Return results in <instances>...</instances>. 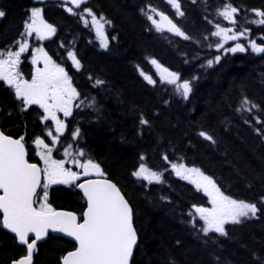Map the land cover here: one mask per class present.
<instances>
[{
    "label": "trees",
    "instance_id": "obj_1",
    "mask_svg": "<svg viewBox=\"0 0 264 264\" xmlns=\"http://www.w3.org/2000/svg\"><path fill=\"white\" fill-rule=\"evenodd\" d=\"M177 3L183 15L173 19L184 36L158 31L148 19L152 9L170 10L167 0H87L81 9L110 22L105 48L83 26L80 15L62 12L58 0H0V10L6 13L0 18V47L33 7L42 8L45 19L56 26L44 47L52 61L70 73L80 102L63 121L66 127L59 138L99 164L129 201L138 234L131 264H264V53L251 49V42L264 46V24L256 22L264 0ZM226 4L238 9L234 25L245 32L247 49L223 54L209 66L219 55L212 31L223 19L219 12ZM70 51L81 64L78 70L69 66ZM152 60L178 73V84L190 81L187 99L177 85L162 80ZM97 80L103 83L97 85ZM20 110L0 83L1 127L12 134L25 128L29 138L39 124L33 120V108ZM76 129L79 137H73ZM178 163L199 168L226 196L255 203L257 216L225 224L227 235L205 234L191 211L209 207V197L176 175L171 165ZM141 164L162 174L161 180L133 175ZM71 193L54 188L52 203L74 209ZM71 246L69 240L50 235L39 245L34 264H59ZM23 252L25 247L0 229V262Z\"/></svg>",
    "mask_w": 264,
    "mask_h": 264
},
{
    "label": "snow or ice",
    "instance_id": "obj_2",
    "mask_svg": "<svg viewBox=\"0 0 264 264\" xmlns=\"http://www.w3.org/2000/svg\"><path fill=\"white\" fill-rule=\"evenodd\" d=\"M83 2L84 0H66V3H71L76 7H79ZM169 3L177 9L178 15H183L179 11L180 5L176 0H169ZM67 11L71 13L73 9L69 7ZM237 11L238 9L232 7L231 4H226L219 15L235 23L234 14ZM84 12L91 16V23L95 26L101 46L106 48L108 46L107 38L104 34V23H101L103 17L98 19L91 9L85 8ZM256 14L264 17V11H257ZM5 15L6 13L0 10V18ZM159 15L163 21L170 25L169 31L184 36L180 28L172 23L167 16L163 13H159ZM148 19L152 20L157 30H162L160 23L152 16H149ZM30 20V23H25L27 35L35 32L40 39H45L55 33V28L43 20L40 8L31 9ZM84 22L86 25L88 24L87 19ZM256 22L264 24V19ZM216 28L217 31L212 35L222 36L225 40L237 39L236 35H229L231 29L222 28L219 24L216 25ZM239 35L244 36L245 32H240ZM216 47L223 48V43H218ZM27 48L28 44L25 41L19 44L18 51L8 50L6 53L0 51V80L5 81L15 89L16 97L22 101L25 107L37 104L44 109V120L51 118L55 121V130L58 135L53 136L51 131L48 133L49 136H52V143L55 144L59 134H62L66 127L64 122L57 118L56 111L63 112L66 117L71 115L72 101L79 94L72 86L71 78L64 68L54 64L51 58L43 53V49L36 51L43 54L45 67L36 69L31 81L23 79L16 72V66L20 63L21 54ZM251 49L257 53H264V46L257 45L255 42H251ZM225 51L244 52L245 47L238 43L235 47L225 49ZM68 55L74 66L79 69L80 63L75 54L69 52ZM215 60L219 62L220 57L217 56ZM36 61L37 57H33V64ZM151 62L160 70L162 80L177 85V91L187 99L192 91L190 81L185 80L178 84V73L163 68L156 60ZM212 63V60L208 61L209 66ZM141 74L149 83H155L151 76L145 75L143 72ZM102 83L103 81H96L97 85ZM243 103L247 105L249 101L245 100ZM252 107H256V105H252ZM141 123L147 124V121L141 120ZM78 135L79 129H76L73 137ZM200 135L212 140V137L207 133L201 132ZM23 139V137L13 139L0 132V190L3 193L0 195V212L3 213L2 226L15 233L19 242L26 245V255L14 261L13 264H32L36 242L47 235L49 229L66 233L78 242V247L74 251H70L62 257L63 264H130L138 237L136 229L133 227L132 209L116 185L107 179L86 180L76 185L82 190L87 202V210L83 213V222L79 223L75 213L56 211L47 202V190L50 184H71L79 179L81 173L66 169L63 161L52 160L51 148L39 137L35 140V144L47 150L40 153L45 167L41 169L36 164L28 163L25 159ZM65 154H67V149H65ZM83 154L81 150L79 155L83 156ZM79 167L83 169V175H88L90 172H95L98 176L103 175L99 164L92 160L80 164ZM171 167L177 176L189 180L198 190L202 189L210 198L212 205L210 208L194 206L195 212L204 222L202 231L205 234L216 232L227 235L225 224H238L243 219L257 216L259 209L255 203L226 196L217 186L215 180L205 175L199 168H188L184 164H172ZM41 173L45 179L43 184L41 183ZM133 175L149 182H159L162 174L151 171L144 164H141L139 170ZM38 188L43 190V197L39 201L34 199V197L39 196ZM36 203H39V207H34ZM30 233L35 234V239L29 243Z\"/></svg>",
    "mask_w": 264,
    "mask_h": 264
},
{
    "label": "rangeland",
    "instance_id": "obj_3",
    "mask_svg": "<svg viewBox=\"0 0 264 264\" xmlns=\"http://www.w3.org/2000/svg\"><path fill=\"white\" fill-rule=\"evenodd\" d=\"M59 1H60V5H61V8H62V12L67 13L68 12L67 9L70 7V8L73 9V11L71 13L68 12L69 14L80 15V18L82 19V24L87 28V30L89 31V33L91 35H95V38H96L97 42L101 45V41H100L99 36L97 35L95 26H93L92 23H91V16H89L88 13L84 12V9L85 8L81 9V5L86 0H84V2L81 3V5L79 7H76L75 5H73L71 3H66V0H59ZM167 1H169V0H167ZM176 2H177V0H176ZM33 8H39V7H33ZM33 8H31V9H33ZM31 9L28 12V15H27L26 20L20 24L19 29L17 30V32L15 33V35H13L10 38V40L8 42V45H7V46H9L10 49H4L2 47V48H0V51H2L4 53H6L8 50L18 51L19 50V44L26 41L27 44H28V48H27V50L25 52H23V54L24 55H27L26 56L27 57V60L32 62L33 61V57H37L36 63L41 62V61L45 62L44 61V58H43V54L37 52L36 50L37 49H43V53H45V48L42 45V43H43V41L51 38L55 33L52 34L51 36L45 38V39H40L36 35L35 32H33L31 35H27L26 34V29H25V23L26 22H28V23L31 22V20H30ZM175 9L176 8L173 7L172 4H170V10L164 11L163 8L162 9L161 8L160 9H155V11H152L151 10V11L148 12V17L149 16H152L153 19H155L158 23H160L162 30H158V31H168V32L175 33L173 31H169L168 30L169 27H170V25H168L166 21H163L161 19L160 15H159V13H163L165 16H167L172 21V23L175 24L174 19H173V16L178 15L177 14V11ZM92 13H94V12L92 11ZM43 14H44V12L42 11V18L44 20ZM94 14L97 16L98 19L100 17H102V16L97 15L96 13H94ZM259 18L260 19H264V17H260V16H259ZM85 19L88 20V24L87 25L84 22ZM150 21L152 22V20H150ZM107 22L108 21H106L104 18L101 21V23H104V34H105L106 38L108 36L107 35L108 29L110 30V24L107 23ZM46 23L47 24H50L49 22H46ZM217 24H219L222 28L231 29L232 31L229 33V35H236L237 36V39L236 40H231V39L225 40L222 36H214V35H212L211 41H212L213 47L215 48V51L219 54L218 55L219 57L221 55L226 54V53L229 52V51H225V49L233 48L238 43L241 44V45H243L245 47V50L247 49V45H246V43H248L247 38H246L245 35L244 36H240L239 35V32L237 31V28L234 25V23L230 22L229 20L224 19V17H223V19H221V21H219V22H217V23L214 24L212 33H214V32L217 31V28H216V25ZM52 27H54V26L52 25ZM153 27L155 29H157V27L154 24H153ZM175 34H177V33H175ZM218 43H223V48H217L216 45ZM70 52L73 53V51H70ZM69 59L72 61V59L70 57H69ZM214 61H216V60H213V62ZM72 102L75 103V104H78V105L80 104V102L79 101H76V99H74ZM22 107H23V109L26 108L23 103H22ZM42 127L45 128V130L43 132L41 131L42 132L41 134L35 135V137H36V139L39 137L40 139L44 140V143L47 144L49 146V148H51V158H52V160L63 161L64 162V166L71 167L72 169H74L75 167L76 168H79V165L80 164L85 163V161L82 160L81 155H79V152L77 151L75 144L61 142L60 138H58V140H57V142L55 144L52 143V136H49L48 135L49 131L52 132V135L53 136L58 135L56 133V130L54 129V125L53 124H49L48 125V124L44 123V124H42ZM36 139L33 140V144L35 145V147L30 142L31 143V146H33L35 148L36 153L38 154L40 160L41 161H44L41 158L40 153L42 151H47V150L46 149H43L42 147H38L35 144V140ZM65 149H67V154H65ZM179 164H184V163H178L177 165H179ZM185 166L188 167V168H193V167H189L187 165H185ZM209 200H210V198H209ZM211 206L212 205H211V202H210L209 207L205 206V208H210ZM191 214L193 216V221L194 220H197V219L200 220V224L204 227V222H203V220L200 219L199 214H197L195 212V209H193L191 211Z\"/></svg>",
    "mask_w": 264,
    "mask_h": 264
},
{
    "label": "flooded vegetation",
    "instance_id": "obj_4",
    "mask_svg": "<svg viewBox=\"0 0 264 264\" xmlns=\"http://www.w3.org/2000/svg\"><path fill=\"white\" fill-rule=\"evenodd\" d=\"M6 49H10V48H6ZM27 55H24L23 53L21 54V57H20V63L16 66V72H18L20 74V76L25 79V80H28V81H31L32 80V77L33 75H35L36 73V69H43L45 67V62L41 61V62H38V63H35L33 64V62L31 61H28L27 60ZM56 64V63H54ZM56 65H59V64H56ZM68 65V64H67ZM59 66H62V65H59ZM71 68H73V65H69ZM65 72H66V69H64ZM67 73V72H66ZM0 83H1V87L3 89H6L7 92L10 94V97L13 99V101L19 106V108L21 109L20 111L22 112H26L28 111L30 108H33L34 109V115H33V120H35L36 124L38 123L39 124V129H36L35 132H32L29 136V138L26 137V131H25V128H23L19 133H15V134H12V133H9L7 130L3 129L1 127V122H0V128L1 130L3 131V133H6L7 135H10L14 138H19V137H23V143L27 149V153H28V161L30 163H33V164H37L40 166L41 169H43L45 167V164H44V161H41L38 154L36 153V150H35V145L33 144V140L36 139L35 135H39L41 134L45 128L42 127V124L46 123V124H53L54 125V129H56V125H55V121H53L51 118L47 119V120H44L43 119V116L45 115V112H44V109L41 108L39 105L37 104H33V105H29L28 107L24 108L22 107V101L20 99H18L15 95V89L11 86H9L5 81L3 80H0ZM71 108H72V105H71ZM7 115H9V112H6ZM56 116L58 119H60L61 121L66 117L64 115L63 112L61 111H56ZM1 121V120H0ZM42 131V132H41ZM33 144V146H31V143ZM77 151L80 152L81 149L77 148ZM82 157V160L83 161H88V159L84 156H81ZM66 169H70L71 171L73 172H77V173H81V175L79 176V179L74 181L73 183L71 184H64V183H55V184H50L49 185V188H48V203L54 208V209H65V210H69V211H72L74 213L77 214V218H78V221L79 223H81L83 221V211L85 210L86 208V200L84 199V197L82 196V193L79 191L78 187H76V185H78L80 182L86 180V179H89V178H95V177H98V175L95 173V172H90L88 175H83V169L82 168H74L72 169L71 167H66L64 166ZM42 174V180H41V183L43 184L45 182V179H44V176H43V173ZM99 176H103V175H99ZM56 187H62V188H66V189H69L70 192H72L71 194L76 197V207L74 209L72 208H64V207H60V206H56L52 203V191L54 188ZM39 193V196L38 197H34V199H36L37 201H39V199H41L43 197V190L42 188H39V190L37 191ZM34 207H39V203H36L34 204ZM0 229H2L3 231L4 228L2 226V216L0 214ZM6 232V231H5ZM7 233V232H6ZM9 234V233H8ZM12 236V235H11ZM50 236V234L47 236V239L48 237ZM59 237V236H58ZM46 239V240H47ZM65 239V238H64ZM45 240V241H46ZM68 240V239H66ZM43 241V242H45ZM70 241V240H69ZM42 242V243H43ZM72 243V246L69 250L71 249H74L75 248V244L74 242L70 241ZM15 243L17 245H19L17 242H16V239H15ZM41 243L37 244L36 245V252L34 254V261H35V256L38 252V248H39V245ZM19 246H22L23 245H19ZM25 247V251H26V246ZM68 251V250H67ZM66 252V251H65ZM26 252H23L21 254H18V256H16L15 258H10L8 260H6L5 263H1L0 264H9L12 260L14 259H17L19 257H21L22 255H25Z\"/></svg>",
    "mask_w": 264,
    "mask_h": 264
},
{
    "label": "water",
    "instance_id": "obj_5",
    "mask_svg": "<svg viewBox=\"0 0 264 264\" xmlns=\"http://www.w3.org/2000/svg\"><path fill=\"white\" fill-rule=\"evenodd\" d=\"M0 132H1V130H0ZM10 137H12V136H10ZM12 138H13V139H18V138H14V137H12ZM24 147H25V146H24ZM25 153H26V155H25V159L28 161V159H27V151H26V148H25ZM28 163H30V162L28 161ZM30 164H31V163H30ZM97 179H100V180L107 179V180L111 181V182H112L113 184H115L116 187L120 190V193L124 196L125 200H127V198H126V196L124 195V193L122 192L121 188H120L115 182H113L112 180H110V179H108V178H105V177H103V178L100 177V178L88 179V180H97ZM85 181H86V180H85ZM83 182H84V181H83ZM83 182H81V183H83ZM37 190H38V189H37ZM79 190H80V192L83 194L82 190H81V189H79ZM2 194H3V193H2V190H0V195H2ZM83 196H84V195H83ZM85 199H86V198H85ZM127 202H128V204H129V206L131 207V205H130V203H129L128 200H127ZM131 209H132V207H131ZM86 210H87V202H86V208H85L84 212H85ZM56 211L71 212V211L62 210V209H57ZM84 212H83V213H84ZM72 213H73V212H72ZM0 214H1V216L3 217V213L0 212ZM82 222H83V221H82ZM132 222H133V211H132ZM133 227L135 228L134 224H133ZM3 228H4V227H3ZM135 229H136V228H135ZM4 230H5L7 233H9L10 235L14 236V237L16 238V242H17L19 245H23V244H21V243L19 242V239H18V237L16 236L15 233H13V232H11L10 230L5 229V228H4ZM136 232H137V231H136ZM49 234H52V235H54V236H59V237H63V238H65V239H68V240L74 242V244H75V248L78 247V242L75 241V239H74L73 237H70V236H68L66 233H63V232H60V231H53L52 229H49L47 235H45L43 238H41L40 240H38V241L36 242V245L39 244V243H42L43 241H45V240L47 239V236H48ZM137 237H138V234H137ZM33 239H35V234H34V233H30V234H29V243H30ZM137 245H138V239H137ZM137 245H136V246L134 247V249H133V255H134V252H135V249H136ZM25 246H26V245H25ZM75 248L72 249V250H69V251L65 252L63 256H65V255H66L68 252H70V251H74ZM34 252H35V251H34ZM25 255H26V254H25ZM23 256H24V255H22L21 257H19V258H17V259L12 260L9 264H13L14 261H16V260L22 258ZM132 258H133V256H132ZM132 258H131V260H130V264H131V262H132ZM32 264H34V253H33ZM60 264H63L62 259H61Z\"/></svg>",
    "mask_w": 264,
    "mask_h": 264
},
{
    "label": "bare ground",
    "instance_id": "obj_6",
    "mask_svg": "<svg viewBox=\"0 0 264 264\" xmlns=\"http://www.w3.org/2000/svg\"><path fill=\"white\" fill-rule=\"evenodd\" d=\"M79 137V136H78ZM70 138V137H69ZM76 140V139H75ZM75 142H77V141H75ZM79 146H80V144H79ZM81 147V146H80Z\"/></svg>",
    "mask_w": 264,
    "mask_h": 264
}]
</instances>
